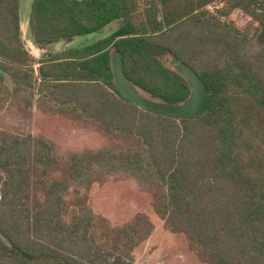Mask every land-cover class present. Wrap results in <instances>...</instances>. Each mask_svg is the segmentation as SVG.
Listing matches in <instances>:
<instances>
[{"label": "trees", "instance_id": "obj_1", "mask_svg": "<svg viewBox=\"0 0 264 264\" xmlns=\"http://www.w3.org/2000/svg\"><path fill=\"white\" fill-rule=\"evenodd\" d=\"M216 1L33 0L42 47L119 22L107 37L38 60L21 35V0H0V113L11 105L32 118L37 107L107 139L62 155L46 133L0 127V264H134L149 219L115 224L90 196L117 176L159 192L164 228L186 235L204 264H264V0H225L220 10L253 18L252 37L209 14ZM168 55L204 81L205 114L145 110L118 90L121 58L143 95L188 99L191 85Z\"/></svg>", "mask_w": 264, "mask_h": 264}, {"label": "rangeland", "instance_id": "obj_2", "mask_svg": "<svg viewBox=\"0 0 264 264\" xmlns=\"http://www.w3.org/2000/svg\"><path fill=\"white\" fill-rule=\"evenodd\" d=\"M32 3L33 0H21L22 27L27 31V39L36 44L30 25ZM225 8V0H218L206 7L209 14L219 16L222 20L236 25L246 35L252 37L257 33L258 23L239 9L228 16L221 17L220 10ZM118 24L111 23L102 31L80 36L69 48L88 45L107 37L117 29ZM27 48L32 54L29 47ZM37 59L40 60V58ZM163 61L167 66L177 69L178 62L173 57L165 56ZM39 65L36 64L35 67L38 68ZM34 113V117L28 118L13 106L7 105L0 113V127L33 135L46 133L56 140L62 155L69 151L97 149L107 144L106 137L92 124L69 121L64 118L63 122L60 119H54L55 115H47L37 107L34 108ZM158 194L156 190H143L130 177L117 176L112 178L104 189L95 187L90 196L94 200L97 212L105 215L115 224L132 220L135 216L149 219L144 224V233L149 227H153V231L137 249L134 264H204L190 247L191 243L186 235L173 233L164 228L159 213L155 212V207L160 209L157 201ZM76 196L70 192L67 198L70 202H74Z\"/></svg>", "mask_w": 264, "mask_h": 264}, {"label": "water", "instance_id": "obj_3", "mask_svg": "<svg viewBox=\"0 0 264 264\" xmlns=\"http://www.w3.org/2000/svg\"><path fill=\"white\" fill-rule=\"evenodd\" d=\"M26 33L27 31L22 27L21 22V35L24 45L26 46V48L29 47L33 56L40 59H46L56 55L57 53L63 52L64 50L72 46L75 40L80 37L74 36L61 38L41 47L37 44H34L31 40L27 39ZM177 69L188 80L192 88L191 96L185 101L178 104L157 101L139 92L133 86L127 74L125 73L123 61L121 58H117L114 62L115 84L125 98L129 99L132 103L145 110L155 112L163 111L168 113L169 115L186 117H196L205 114L210 108L211 98L204 81L198 75V73L189 66L178 64Z\"/></svg>", "mask_w": 264, "mask_h": 264}, {"label": "flooded vegetation", "instance_id": "obj_4", "mask_svg": "<svg viewBox=\"0 0 264 264\" xmlns=\"http://www.w3.org/2000/svg\"><path fill=\"white\" fill-rule=\"evenodd\" d=\"M113 23H117V24H118L119 22H118V21H115V22H113ZM118 25H119V24H118Z\"/></svg>", "mask_w": 264, "mask_h": 264}]
</instances>
